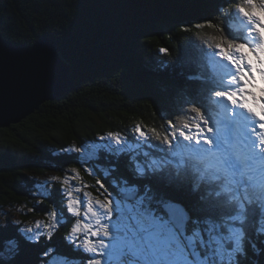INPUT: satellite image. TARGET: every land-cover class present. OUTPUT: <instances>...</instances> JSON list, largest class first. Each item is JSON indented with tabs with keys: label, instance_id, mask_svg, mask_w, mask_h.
Segmentation results:
<instances>
[{
	"label": "snow or ice",
	"instance_id": "1",
	"mask_svg": "<svg viewBox=\"0 0 264 264\" xmlns=\"http://www.w3.org/2000/svg\"><path fill=\"white\" fill-rule=\"evenodd\" d=\"M196 28L213 34L187 41L188 71L173 77L161 128L136 123L131 136L60 148L75 154L62 175L30 177L36 204L59 185L46 219L12 221L14 236L0 213V264H16L21 240L51 242L65 225L66 250L50 243L40 264H244L264 250V87L250 91L257 76L264 85V0H213ZM6 55L0 44V70ZM101 153L126 157L128 175L96 163Z\"/></svg>",
	"mask_w": 264,
	"mask_h": 264
},
{
	"label": "trees",
	"instance_id": "2",
	"mask_svg": "<svg viewBox=\"0 0 264 264\" xmlns=\"http://www.w3.org/2000/svg\"><path fill=\"white\" fill-rule=\"evenodd\" d=\"M241 0H236L240 3ZM213 0H0V34L14 46L27 47L41 39L55 41L62 60L70 67L66 94L44 103L20 123L0 129V211L8 216L21 205L28 220L59 200V185L44 204L34 185L48 175H62L75 154L59 149L73 142L98 141L108 131L132 135L136 123L160 129L168 108L174 75L187 71L183 61L190 54V37L213 34L197 29L209 17ZM215 19V18H214ZM182 27L187 30H182ZM160 48L168 49L161 53ZM180 62L177 63V58ZM55 153V154H54ZM96 163L115 164L116 176H127L126 157L101 153ZM83 180L95 179L82 171ZM89 191L95 194V187ZM33 215V216H31ZM8 218V222H9ZM9 222V234L18 235ZM63 226L49 242L21 240L16 264H40L51 243L65 251ZM258 249H264L260 240ZM251 264H264V250L249 251Z\"/></svg>",
	"mask_w": 264,
	"mask_h": 264
},
{
	"label": "water",
	"instance_id": "3",
	"mask_svg": "<svg viewBox=\"0 0 264 264\" xmlns=\"http://www.w3.org/2000/svg\"><path fill=\"white\" fill-rule=\"evenodd\" d=\"M7 53L0 70V129L20 123L46 102L62 98L70 84V67L55 41L41 39L14 46L0 34Z\"/></svg>",
	"mask_w": 264,
	"mask_h": 264
},
{
	"label": "rangeland",
	"instance_id": "4",
	"mask_svg": "<svg viewBox=\"0 0 264 264\" xmlns=\"http://www.w3.org/2000/svg\"><path fill=\"white\" fill-rule=\"evenodd\" d=\"M254 14H255V13H254ZM196 40H200V39H197V38H196ZM187 41H188V40H187ZM186 43H187V42H186ZM187 45H188V44H187ZM187 71H188V68H187ZM253 85H254V86H253L252 88H250V91H252L256 96H259V95L261 94L260 89H261L262 87H264V85H262V84L260 83V80H259V77H258V76H257L256 79L254 80ZM250 99H251V98L249 97V100H250ZM49 176H51V175H48V176H45V177H41L39 180H44V179H46V178L49 177ZM87 190H88V189H87ZM36 196H38V195H36ZM38 198L40 199V197H38ZM23 209H29V207L26 206V205H21V206H19L18 208H16V213L13 214V215H11V216H8V213H7V211H5V210L0 211V213H5V214H6V219L10 218V219H9V222H10L11 224H12V221H17V220H19V221H22L24 225L34 226V222H36V221H41V222H43V221L46 219V218H42V217L35 216V217H32V218H30V219H28V220H26V219L24 220L23 217H22L21 215H19V213L22 214ZM18 212H19V213H18ZM31 216H33V215H31ZM3 219H5V217L0 216V222H2ZM246 264H251L250 260H248Z\"/></svg>",
	"mask_w": 264,
	"mask_h": 264
}]
</instances>
